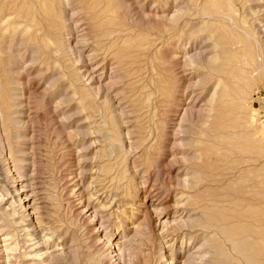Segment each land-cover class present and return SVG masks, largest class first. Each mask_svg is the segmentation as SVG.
Here are the masks:
<instances>
[{"label":"rangeland","instance_id":"374dc122","mask_svg":"<svg viewBox=\"0 0 264 264\" xmlns=\"http://www.w3.org/2000/svg\"><path fill=\"white\" fill-rule=\"evenodd\" d=\"M39 6L0 0V264H118L117 233L132 237L144 207L160 206L147 210L150 234L136 238L131 264H168L184 231L167 236L165 224L185 214L229 222L238 251L259 264L264 47L240 30L264 40V0H56V27ZM43 247L44 263L34 256Z\"/></svg>","mask_w":264,"mask_h":264},{"label":"bare ground","instance_id":"6f19581e","mask_svg":"<svg viewBox=\"0 0 264 264\" xmlns=\"http://www.w3.org/2000/svg\"><path fill=\"white\" fill-rule=\"evenodd\" d=\"M65 1V0H64ZM67 2V1H66ZM65 2V3H66ZM197 2V1H196ZM68 4L70 2H67ZM67 3L65 5H67ZM70 5V4H69ZM40 9L38 8L37 9V13H38V10H39V15H40V21L43 23V24H46L48 25L49 27H56L58 25V22H57V14L58 12L60 11L59 8L56 6V0H40ZM93 7V6H92ZM66 8V7H65ZM68 11V10H67ZM71 11V9H70ZM28 13H31V11H27ZM66 12V11H65ZM87 12V11H86ZM23 14L25 17L29 14ZM69 14V13H67ZM72 14V15H71ZM69 15H71V17H73V13H71ZM180 14V13H179ZM76 15V14H75ZM66 17V16H65ZM176 17V15H175ZM228 20H232L231 16H226ZM174 18V16H173ZM183 18V17H182ZM172 19V18H171ZM176 19V18H174ZM172 21V20H171ZM232 22V21H231ZM230 23V22H229ZM235 25V23L233 24ZM238 25V23H237ZM236 26V25H235ZM234 27V26H233ZM240 28V27H239ZM194 29V28H193ZM237 30L239 31L240 29L237 28ZM245 37L247 38H250L254 41V46L256 45L258 47V49H260L262 51L263 47H264V40H257L253 35H251L250 33H248V31L244 30V29H241L240 30ZM239 31V32H240ZM241 33V34H242ZM252 33V32H251ZM188 34V33H187ZM186 34V35H187ZM253 34V33H252ZM47 36V35H46ZM52 36V35H50ZM61 36V35H60ZM59 37V36H58ZM60 38V37H59ZM68 38V37H67ZM48 39V38H47ZM70 43V42H69ZM68 43V44H69ZM187 43V42H186ZM248 43V42H247ZM246 43V44H247ZM250 43V42H249ZM70 45V44H69ZM193 45V44H192ZM191 45V46H192ZM71 46V45H70ZM187 46V45H186ZM251 46V44H250ZM69 47V46H68ZM72 47V46H71ZM198 47V45H197ZM196 47V48H197ZM207 47V46H206ZM199 48V47H198ZM197 48V49H198ZM248 48V46H247ZM251 48V47H250ZM249 48V49H250ZM69 49V48H68ZM75 50V48H74ZM204 50V49H203ZM209 50V49H208ZM70 51V50H69ZM72 51V50H71ZM250 51V50H249ZM203 52V51H202ZM200 53L201 55L204 53ZM198 53V52H197ZM200 54H197L198 55V59L199 56H201ZM257 54V53H256ZM261 54L262 53H259V56H258V62H260L259 60L261 59ZM264 54V53H263ZM205 55V53H204ZM248 56V55H246ZM196 55L192 58H195ZM202 57H204L202 55ZM201 57V59H202ZM184 58V57H183ZM191 58V56H190ZM191 58V59H192ZM195 58V59H197ZM197 59V60H198ZM203 59L206 60V57H204ZM246 59V58H245ZM248 59V58H247ZM196 60V61H197ZM210 60V59H209ZM185 61V60H184ZM204 61V60H203ZM247 61V60H246ZM262 61V59H261ZM193 62H194V59H193ZM198 62V61H197ZM191 63V62H190ZM224 65V64H223ZM201 66V65H200ZM212 67V66H211ZM209 68V67H208ZM257 70H258V66L256 67ZM227 68H224V74L225 73H228L229 70ZM158 70V69H157ZM228 71V72H227ZM10 72V71H9ZM232 72V71H230ZM234 72V71H233ZM235 73V72H234ZM233 73V74H234ZM232 74V75H233ZM168 75V74H167ZM159 80H157V91L159 92V95L161 97H164L165 95H167L166 93V88H167V85L165 84V80L161 77V78H157ZM202 79V78H201ZM189 80V79H188ZM192 85V84H190ZM233 85V84H232ZM189 86V85H188ZM187 86V87H188ZM187 87H185V90L187 89ZM197 87V86H196ZM191 88V87H190ZM195 89V87H193ZM94 89V88H93ZM99 89V88H98ZM177 89V88H176ZM95 90V89H94ZM98 91V90H97ZM155 91V90H154ZM184 91V90H183ZM192 91V90H191ZM189 92V91H188ZM184 93V92H183ZM191 93V92H190ZM193 94V93H192ZM185 95V94H184ZM196 98V97H195ZM7 99V98H6ZM191 99V98H190ZM197 100V99H196ZM11 101V100H10ZM201 102V101H200ZM180 103V102H179ZM1 104V103H0ZM192 104V102H191ZM195 104V102H193V105ZM4 105V104H3ZM176 106V104H175ZM179 106V105H178ZM177 106V107H178ZM0 107H3L0 105ZM6 107V105H5ZM1 109V108H0ZM175 109V108H174ZM194 109V106L191 105V107H186L184 109V112L183 113H192ZM2 111V110H1ZM4 111V110H3ZM195 112V111H194ZM94 114V113H93ZM189 115V114H188ZM191 116V115H190ZM11 120V119H10ZM9 120V121H10ZM13 120V119H12ZM22 128V127H21ZM181 130V129H180ZM85 131V130H84ZM21 136V135H20ZM174 136V135H173ZM172 137V136H171ZM18 138V137H17ZM170 138V137H169ZM28 139V138H27ZM30 141V140H29ZM22 143V142H20ZM16 145V144H15ZM117 145V144H116ZM114 147V146H113ZM20 151H22L20 149ZM33 152V151H32ZM10 154V153H9ZM26 154V153H25ZM29 155V154H27ZM20 158L19 159H16V162H19L21 163L19 166L16 165L15 168L18 169L20 172L17 174L18 175V178H22L24 179L23 177L26 175V168L25 167H30L29 165V158L28 156H25L24 155H19ZM31 157V155H30ZM28 171V170H27ZM34 175V174H33ZM177 176V175H176ZM20 179V180H22ZM27 179V178H26ZM177 180V179H176ZM27 181L28 180H22V184H27ZM30 186V185H29ZM25 186H23L24 188ZM137 194V193H135ZM133 196V195H132ZM26 198V195L24 196ZM127 198V197H126ZM27 199V198H26ZM192 200V199H191ZM21 201V200H19ZM25 201V200H24ZM34 203V202H32ZM152 203V202H151ZM158 205H161L160 203H158ZM192 205V204H191ZM25 206L27 205H21L19 204V207H21L22 211L21 214H22V217L25 218L27 217L26 216V211H24V208ZM149 208H151L150 210H152L154 213H157V215H162L163 213H165V211L167 210V207H144V210H143V215H142V222H140V224H138V229H135L134 231H132V237H129V231L128 230H121L117 233L118 236H120L118 239V241L115 243V244H111V237L108 233H104L102 238H104L103 240V243L102 245H104L105 247L107 246L108 250H110L111 248L109 247L110 244L111 246L112 245H115V247H113V250L114 252H117L115 253L114 255L116 256V260L115 262H117L118 264H129L130 262L129 261H132V257H130L131 253L130 252H134V242L136 240V238H140L145 232H147V230L149 231V225H148V219H149ZM200 209V208H198ZM148 210V211H147ZM194 211V210H192ZM191 211V212H192ZM148 212V213H147ZM204 212V211H203ZM214 212V211H213ZM211 212V213H213ZM216 212V211H215ZM167 213V212H166ZM153 214V213H151ZM9 216H13L15 215V213L13 215H10L8 214ZM98 214L96 212H94V210L92 211V214H91V218H94L96 217ZM185 214V220L183 221H176L175 220V223L174 225H172L171 223L169 224H165L166 226V230L165 232L169 233L167 234V236H172V237H176L178 234L177 232L178 231H184L182 232L181 234L183 235V240H182V244H181V247L176 251L173 250V247L171 248V252H170V256H168V264H243L241 262V259L240 258H236L234 255V253L236 252H239L238 249H239V246H238V243H239V240H237L232 232V230L234 229L233 226L231 224L228 223H224V220H223V224L219 223L218 221H215L213 222V220H210V221H205L206 223H197L195 218L198 217L199 215H197L196 217H194V220L192 219L193 216H190V215H187ZM222 215V214H221ZM207 217V216H206ZM221 217V216H220ZM230 217V216H229ZM228 217V218H229ZM22 218V219H23ZM151 218V217H150ZM201 217H199L200 219ZM214 218V217H213ZM232 218V217H231ZM240 218V217H239ZM242 218V217H241ZM101 219V218H100ZM99 219V225L100 227H104V224L101 222V220ZM197 219V218H196ZM244 219V218H243ZM125 221V218L123 219ZM229 220V219H228ZM232 220V219H231ZM235 220V219H234ZM204 221V220H203ZM233 221V220H232ZM174 222V221H173ZM23 223H24V220H23ZM167 223V222H166ZM264 223V222H263ZM16 224V223H15ZM25 224V223H24ZM126 223L123 222L122 225H125ZM171 225V226H170ZM27 226V229L29 232L30 235L35 236V239L37 238V232L35 230H31L30 227L32 228V224L29 223L26 225ZM126 226V225H125ZM2 227V226H1ZM0 227V228H1ZM163 227V226H162ZM169 227V228H167ZM250 227V226H249ZM203 229L207 232V230H212L213 232L210 233L212 234V236H209L207 235V233L205 235L203 234H200V235H195V233L193 232L194 229ZM163 229V228H162ZM248 229V228H247ZM51 230V229H50ZM54 230V229H53ZM103 231L107 232V230H109L110 232V227H104L102 229ZM25 231V230H23ZM22 231V232H23ZM198 231V230H197ZM246 232V231H245ZM249 232V231H247ZM57 237L61 238L62 234H58V232H55ZM147 234H150V232ZM250 234V233H248ZM54 235V234H53ZM146 235V233H145ZM144 235V236H145ZM203 236V237H202ZM171 237V238H172ZM182 237V236H181ZM202 237V238H201ZM69 238V237H68ZM42 240V239H40ZM138 241V239H137ZM140 242V241H139ZM62 249L67 245L66 244V241L63 239L62 240ZM186 244L184 246V249H182V245ZM44 243H42L43 245ZM71 244V243H70ZM198 246L196 247L197 249H195L194 251H192V248H194L195 246ZM70 246V245H69ZM72 246V245H71ZM70 246V247H71ZM193 246V247H191ZM25 247V246H24ZM73 247V246H72ZM69 247H66L64 248L65 250L68 249ZM46 249V248H40L39 250L35 251L34 252V256L38 257V259H41L42 263L45 262L46 259H44V257H41L43 254L45 255L46 252H44L43 250ZM70 250V249H69ZM68 250V251H69ZM74 250V249H73ZM184 250V252H182ZM243 250H247L248 249H245L243 247ZM75 251V250H74ZM192 251V252H190ZM40 252H44V253H41ZM55 252V251H54ZM128 252V253H127ZM71 253V252H69ZM249 253L251 254V250L249 249ZM239 254H241V258L245 259L246 260V263L247 264H252L253 263V260L251 259V257L249 255H245L241 252H239ZM33 255V254H32ZM30 254V256H32ZM77 255V254H76ZM57 256V255H56ZM54 257L53 256V253L51 254H48V257L47 260H52V259H57V257ZM62 256V255H59V257ZM133 256V254L131 255ZM41 257V258H40ZM53 257V258H52ZM58 257V258H59ZM134 257V256H133ZM44 260H43V259ZM89 258V257H88ZM126 258H129V259H126ZM131 258V259H130ZM54 259V260H55ZM60 259V258H59ZM73 259V258H72ZM87 259V258H86ZM250 259V260H248ZM58 260V259H57ZM256 263H259V264H264V249L262 251L259 252V254L256 255ZM53 261V260H52ZM51 261V262H52ZM86 261V260H85ZM90 262V261H89ZM30 264H33V263H30ZM95 264V262H94ZM131 264V263H130Z\"/></svg>","mask_w":264,"mask_h":264}]
</instances>
